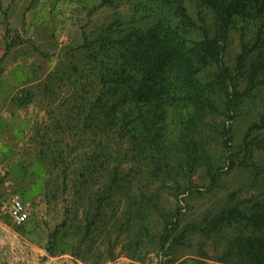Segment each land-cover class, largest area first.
Returning a JSON list of instances; mask_svg holds the SVG:
<instances>
[{"label": "trees", "instance_id": "trees-1", "mask_svg": "<svg viewBox=\"0 0 264 264\" xmlns=\"http://www.w3.org/2000/svg\"><path fill=\"white\" fill-rule=\"evenodd\" d=\"M153 1L165 8L174 3V18L120 38H85L36 87L47 98L58 88L66 92L64 114L53 127L56 135L75 136L78 149L90 135L98 139L73 178L77 191L72 206H81L82 217L76 209L68 210L49 234L47 252L68 253L88 264L114 261L120 253L142 260L152 252L185 246L196 233L203 241L222 240L216 257L221 263L264 264V199L229 194L211 217L179 223L191 196L200 192L193 185L195 173L202 170L209 179L204 187L213 189L224 156L229 153L226 159L235 165L237 156L249 155L255 140L251 134L264 129L262 113L231 153L226 123L264 83V0H199L215 21L197 37H189L194 22L181 0ZM232 31L241 32L242 42L234 69L224 61ZM33 98L31 88L16 96L24 106ZM175 106L187 114L172 137L165 121ZM127 144L134 164L126 171ZM255 146L263 148L258 141ZM214 149H222L217 159ZM65 178L70 177L65 173Z\"/></svg>", "mask_w": 264, "mask_h": 264}, {"label": "rangeland", "instance_id": "rangeland-1", "mask_svg": "<svg viewBox=\"0 0 264 264\" xmlns=\"http://www.w3.org/2000/svg\"><path fill=\"white\" fill-rule=\"evenodd\" d=\"M181 1L194 22L189 37L200 36L203 28L213 26L212 10L199 0ZM174 8V3L165 8L153 0H0V86L5 84L10 92L8 110L3 108L4 114L0 113V128L7 127V131L0 134L15 141L10 157L0 159V264H88L68 253L50 255L47 247L49 234L65 219L68 210L76 209L78 219L82 217L81 206H72L77 191L73 178L89 161L98 139L90 135L78 149L75 136L56 135L53 127L64 114L66 92L58 88L47 98L36 87L55 70L65 53L81 46L85 38H120L132 29H145L162 18H174ZM246 42L249 48L247 38ZM241 51V32L232 31L224 57L229 68L237 66ZM255 56L251 54L245 71ZM24 88L34 92L26 106L16 100ZM244 88L240 80V91ZM262 113L264 83L253 90L232 123H226L232 135L231 153L237 151L250 123ZM186 114V109L179 106L167 110V135H176L178 123ZM251 138L255 140L249 155L237 156L235 165L226 159L229 153L224 156L213 189L204 187L209 179L202 170L195 173L193 185L200 192L191 196L186 214L179 220L181 225L211 217L229 194L264 199V129L254 131ZM256 141L263 148L256 147ZM131 151L128 144L124 145L126 171L134 164ZM221 151L214 149V158ZM79 152L86 155L78 157ZM66 162L69 166L64 172ZM65 173L70 178L66 179ZM17 213L24 214L22 222L15 220ZM221 242L203 241L194 233L188 244L176 250L152 252L142 260L120 253L105 264H224L216 258L222 252ZM97 247L106 254L101 242Z\"/></svg>", "mask_w": 264, "mask_h": 264}, {"label": "crops", "instance_id": "crops-1", "mask_svg": "<svg viewBox=\"0 0 264 264\" xmlns=\"http://www.w3.org/2000/svg\"><path fill=\"white\" fill-rule=\"evenodd\" d=\"M1 58V57H0ZM8 88L5 84L3 86H0V113L3 108L5 110H8L9 104V95L10 92L8 91ZM0 131H7V127H1ZM15 141L11 140L9 137H4L3 134H0V159L1 157H10V148L14 145Z\"/></svg>", "mask_w": 264, "mask_h": 264}, {"label": "built area", "instance_id": "built-area-1", "mask_svg": "<svg viewBox=\"0 0 264 264\" xmlns=\"http://www.w3.org/2000/svg\"><path fill=\"white\" fill-rule=\"evenodd\" d=\"M15 220H17V222H22L24 220V214L23 213H17L15 215Z\"/></svg>", "mask_w": 264, "mask_h": 264}]
</instances>
